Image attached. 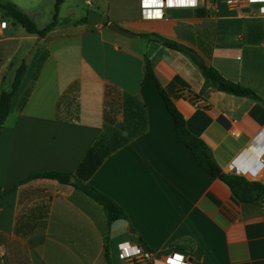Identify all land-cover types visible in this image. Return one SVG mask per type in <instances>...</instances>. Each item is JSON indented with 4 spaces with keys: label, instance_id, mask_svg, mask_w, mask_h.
Returning a JSON list of instances; mask_svg holds the SVG:
<instances>
[{
    "label": "crops",
    "instance_id": "0c3cea01",
    "mask_svg": "<svg viewBox=\"0 0 264 264\" xmlns=\"http://www.w3.org/2000/svg\"><path fill=\"white\" fill-rule=\"evenodd\" d=\"M5 1L40 29L53 21L56 0ZM200 8L208 15L180 9L153 20L143 19L140 0H64L60 23L39 37L13 26L0 6V22L8 23L0 33V96L8 92V70L13 84L26 65L0 128V264H122L123 242L155 252L150 264H166L171 252L189 264H264V197L241 202L200 166L178 138L175 119L146 69L148 59L190 132L230 174V162L264 130V17L248 7L233 9L226 0H204ZM90 10L136 36L90 24ZM141 34L192 49L262 100L218 91L186 54ZM74 84L77 90L69 92ZM109 86L138 99L147 117L146 131L87 181L124 210L126 217L113 222L72 184L31 178L76 173L105 127ZM257 181L264 185V174Z\"/></svg>",
    "mask_w": 264,
    "mask_h": 264
},
{
    "label": "trees",
    "instance_id": "16d2710c",
    "mask_svg": "<svg viewBox=\"0 0 264 264\" xmlns=\"http://www.w3.org/2000/svg\"><path fill=\"white\" fill-rule=\"evenodd\" d=\"M63 1L64 0H56L53 21L44 29H40L26 14L21 12L16 5L1 0L0 6L8 19L21 25L29 34L45 37L60 23L59 8ZM194 10L197 17L202 18L208 15L205 8H197ZM86 20H88L87 17L85 18V21ZM139 36L147 38L153 37L164 46L186 54L195 66L199 68L206 83L213 85L218 91L237 97H248L254 100H262L252 89L226 79L213 66L207 65L192 49L160 35L141 34ZM146 69L150 77L154 80L168 110L175 119L178 138L191 150L200 166L213 177L219 178L227 183L233 194L241 202L251 203L264 197V185L261 182L249 181L242 176L226 174L223 172L207 144L188 129L185 117L172 102L167 92L158 81L154 69L148 59L146 60ZM25 71L26 65L23 64L17 70L16 77L12 84V90L10 92H3L0 96V128L3 126L11 112L14 97L21 87ZM77 86V84H74L69 92L77 90ZM119 116H122V118L119 119ZM104 118L105 127L101 135L89 149L75 174L47 172L35 174L31 178H47L56 180L61 184H72L75 188L83 191L86 195L100 204L103 207L109 222H113L126 217L124 210L110 197L88 184L87 181L109 156L146 131L147 117L145 107L138 99L125 95L119 89L109 86L106 91ZM74 176L77 177L78 180L72 183L71 179Z\"/></svg>",
    "mask_w": 264,
    "mask_h": 264
},
{
    "label": "built area",
    "instance_id": "2783aa9c",
    "mask_svg": "<svg viewBox=\"0 0 264 264\" xmlns=\"http://www.w3.org/2000/svg\"><path fill=\"white\" fill-rule=\"evenodd\" d=\"M203 1L195 0L194 3H191L189 0H157L150 7H145L144 0H140V7L143 19L154 20L164 18L170 10L200 8ZM226 4L236 10L248 7L251 9L252 15L264 17V0H226ZM155 12H159L160 15H149V13ZM7 28V22H0V33ZM201 103L200 99L195 100L196 105ZM229 131L236 137L240 135L234 126H231ZM261 148L262 154H259L257 149ZM227 170L230 174L242 176L249 181H257L262 178L264 174V130H262L261 137L257 141L230 162ZM177 257L180 258L178 262ZM119 259L122 264H150L156 259V253L140 243L123 242L119 245ZM163 262L166 264H189L185 256L179 252H171L164 256Z\"/></svg>",
    "mask_w": 264,
    "mask_h": 264
},
{
    "label": "water",
    "instance_id": "95a60500",
    "mask_svg": "<svg viewBox=\"0 0 264 264\" xmlns=\"http://www.w3.org/2000/svg\"><path fill=\"white\" fill-rule=\"evenodd\" d=\"M88 21L90 24H102L108 27L109 30H111L114 33H117L122 36H127V37H135L136 35L133 34L132 32L125 30L121 26L115 23H110L109 19L97 12L90 11L88 14ZM13 26H16V23L14 22L12 24Z\"/></svg>",
    "mask_w": 264,
    "mask_h": 264
},
{
    "label": "rangeland",
    "instance_id": "374dc122",
    "mask_svg": "<svg viewBox=\"0 0 264 264\" xmlns=\"http://www.w3.org/2000/svg\"><path fill=\"white\" fill-rule=\"evenodd\" d=\"M207 2H211L212 0H206ZM86 9H88V7H86ZM90 11H93L95 12L94 10H90ZM12 73H13V69H9L8 70V82L6 83V90L5 91H8L10 92L12 90V81H11V78H12Z\"/></svg>",
    "mask_w": 264,
    "mask_h": 264
},
{
    "label": "snow or ice",
    "instance_id": "6c2138e0",
    "mask_svg": "<svg viewBox=\"0 0 264 264\" xmlns=\"http://www.w3.org/2000/svg\"><path fill=\"white\" fill-rule=\"evenodd\" d=\"M157 2V0H144V6L145 7H150L151 5L155 4ZM189 2L194 3L195 0H189ZM149 15H155V16H159L160 13L159 12H155V13H149ZM127 250V249H126ZM180 260L179 257H177V262Z\"/></svg>",
    "mask_w": 264,
    "mask_h": 264
},
{
    "label": "bare ground",
    "instance_id": "6f19581e",
    "mask_svg": "<svg viewBox=\"0 0 264 264\" xmlns=\"http://www.w3.org/2000/svg\"><path fill=\"white\" fill-rule=\"evenodd\" d=\"M257 152H258L259 154H262V148H261V149H257Z\"/></svg>",
    "mask_w": 264,
    "mask_h": 264
}]
</instances>
